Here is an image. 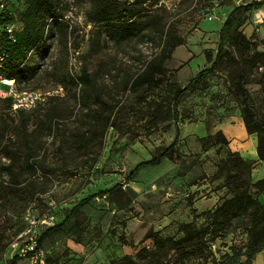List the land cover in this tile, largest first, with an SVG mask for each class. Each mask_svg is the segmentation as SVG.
<instances>
[{"label": "rangeland", "instance_id": "1", "mask_svg": "<svg viewBox=\"0 0 264 264\" xmlns=\"http://www.w3.org/2000/svg\"><path fill=\"white\" fill-rule=\"evenodd\" d=\"M118 1L134 2L132 9L140 11L135 31L124 40L113 38L105 24L87 19L88 0H43L57 23L28 56V70L15 86L32 155L43 168L29 175L23 167L19 115L0 101V264H8L13 255L20 256L16 264H112L125 254L134 256L141 247L152 250L151 240L145 239L148 232L177 240L186 231L197 243L193 254L188 243L179 252L163 249L157 253L158 264H243V257L232 256L246 243L242 224L202 231L204 214L229 195L225 176L232 162L227 147L212 135L218 130L226 138L233 135L229 149L256 158L255 135L240 132L237 123L241 103L232 48L226 46L214 70L183 95L175 117L172 111L175 91L208 64L221 22L237 4L158 0L150 6L155 0ZM17 8L23 11L26 5ZM259 9L264 13V4ZM255 10L240 16L238 30L249 40L246 87L263 115L264 19L255 25ZM167 38L183 40L168 56ZM142 74L147 83L133 85ZM49 117L55 123L50 130L45 127ZM176 127L180 158L141 167L126 180L137 162L172 141ZM261 175L257 169L251 178ZM15 179L21 184L13 185ZM117 182L119 188L87 202L40 245L41 260L25 251L20 234L27 214L53 212L57 224L88 189H108Z\"/></svg>", "mask_w": 264, "mask_h": 264}, {"label": "trees", "instance_id": "2", "mask_svg": "<svg viewBox=\"0 0 264 264\" xmlns=\"http://www.w3.org/2000/svg\"><path fill=\"white\" fill-rule=\"evenodd\" d=\"M89 9L85 12L87 19L93 23L105 24L109 34L116 40H124L132 35L136 29L135 16L140 13L132 9L134 2L122 3L118 0H88ZM142 3L148 0H140ZM150 1V0H149ZM3 8L0 9V44L6 49L7 57L0 67V75L13 79L15 86L16 81L21 78L28 70L26 64L28 56L31 52L37 49L44 43L48 30H52L57 18L50 16V6L45 8L42 6L43 0H2ZM150 6L157 4L158 0L150 1ZM15 4V5H14ZM20 4L26 5L25 10H17ZM264 4V0H254L244 4L234 6L225 16L218 30V39L216 50L208 64L199 69L192 77H190L183 85L177 88L172 97V111L176 116L177 107L183 95L197 82H199L207 74L211 73L215 66L222 60L226 49L232 48L236 53L237 58L234 59L237 64V81L235 82V91L240 97L241 111L240 119L247 134L255 135L256 140V155L257 160L264 162V114L258 112L254 98L246 87L247 82V63L245 61V51L248 49L249 40L242 34L238 28L240 25V16L248 13L253 9L260 8ZM10 5H14L15 9H11ZM41 6V7H40ZM17 8V9H16ZM49 22L47 23V21ZM9 24L15 25L13 32V40L8 38L5 27ZM183 43V40H165L164 50L167 51V56L172 50ZM145 74L137 76L133 80V85L138 83H147ZM86 77V76H85ZM79 79H83L80 75ZM5 102L8 109H11L12 99H0ZM24 108H18L14 112L19 115L20 134L23 141V167L29 175H33L38 167L43 168L42 162L35 160L32 155V147L29 143L27 134L26 120L23 117ZM53 111V110H51ZM54 120L49 117L45 123L47 129H52ZM209 135V134H207ZM198 137L202 140L206 138ZM179 128H175V134L172 141L161 148L158 153L151 156L149 159L137 162L127 173L125 179L130 180L137 170L141 167L159 164L163 159L177 160L181 153L177 150V141L179 138ZM211 137V136H209ZM216 143H221L228 149L229 161L232 166L225 176V185L228 188L229 195L223 198L218 205L207 211L205 215V228L203 232H208L209 229L213 232L225 230L230 224L243 225V232L246 235V243L242 251L236 252V257H243V264H251L254 256L264 249V202L259 199L260 194L264 193V176L259 179H252V170L255 167V161L244 158L237 151L229 149V140L221 130H218L212 135ZM19 155V154H17ZM19 156H17L18 158ZM228 163V162H227ZM227 163L224 164V169H227ZM9 172L12 173L14 166H10ZM12 171V172H11ZM245 174V178H244ZM74 175H80L79 171H75ZM13 185H19L21 182L18 179L12 181ZM121 182H117L114 186L108 189H97L91 192L89 189L84 197L69 209L63 216L62 220L57 224L44 228L38 238L37 245L50 239L52 234L58 232L75 214L81 211V208L90 200L104 195L116 188H119ZM93 187H96L93 184ZM250 189L253 193L250 192ZM8 194L6 190H3ZM37 198L32 200L35 206ZM55 216L56 215L51 212ZM145 239H150L152 242V250L146 247H141L136 250L134 256L123 255L112 264H158L157 253L163 249H171L174 252H179L183 249V245L188 243L190 254L197 247L195 238L190 232L175 240L169 237H162L158 232H148ZM201 241V242H200ZM126 244V242H122ZM202 239L198 237V257H201L200 245ZM32 252H28L31 254ZM20 256L13 255L8 264H16Z\"/></svg>", "mask_w": 264, "mask_h": 264}, {"label": "built area", "instance_id": "3", "mask_svg": "<svg viewBox=\"0 0 264 264\" xmlns=\"http://www.w3.org/2000/svg\"><path fill=\"white\" fill-rule=\"evenodd\" d=\"M237 5L244 4L243 0H233ZM3 8L2 0H0V9ZM253 21L255 25H259L263 22L264 13L262 9L257 8L253 12ZM5 30L8 34V38L13 40V32L15 30L14 24H9L5 27ZM7 57L6 49L0 44V67ZM11 98L12 104L11 109L13 111L18 108L23 107V103L21 101V96L16 91L15 83L13 79H8L2 75H0V99ZM96 197L95 199H97ZM27 225L25 229L22 231L20 236H24L26 240L25 251L32 252L35 258L39 257L40 260L42 258V251L38 247V238L41 231L49 226H52L55 223V216L49 212H43L39 216H34L33 214H27Z\"/></svg>", "mask_w": 264, "mask_h": 264}, {"label": "crops", "instance_id": "4", "mask_svg": "<svg viewBox=\"0 0 264 264\" xmlns=\"http://www.w3.org/2000/svg\"><path fill=\"white\" fill-rule=\"evenodd\" d=\"M237 123H238V125H240L239 126L240 127V132L243 131V130L245 131L241 119H239V121ZM227 136H228L227 138L229 139V145H231L232 140H233L234 137H230V136H233V135H227ZM234 151L239 152L238 150H235V149H234ZM240 155L243 156L244 158L251 159V160L255 161V167L253 169L252 175L255 176V172L257 171V169L260 170L262 175L260 177L254 178V180L259 179V178L264 176V162L257 160V155H256V158H248V157L242 155V153H240ZM259 199L262 202H264V193L260 194ZM251 264H264V249L254 256V258L251 261Z\"/></svg>", "mask_w": 264, "mask_h": 264}]
</instances>
